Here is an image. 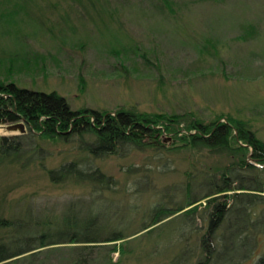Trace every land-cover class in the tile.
Wrapping results in <instances>:
<instances>
[{
    "label": "rangeland",
    "instance_id": "obj_1",
    "mask_svg": "<svg viewBox=\"0 0 264 264\" xmlns=\"http://www.w3.org/2000/svg\"><path fill=\"white\" fill-rule=\"evenodd\" d=\"M1 6L13 17L0 20V81L56 92L74 110L188 112L205 122L231 117L264 141V0H0ZM116 39L121 46H114ZM42 146L43 155L50 154L48 168L82 159L114 180L117 196L108 203L91 197L74 207L75 214L96 212L106 226L123 229L129 221L131 232L150 227L152 209L183 203L191 164L209 167L217 160L205 150L146 149L91 161L72 145ZM91 190L51 184L38 166L0 168L6 217L30 204L35 216L53 220ZM188 209L159 223L172 229L163 254H150L148 247H164L162 241L143 238L124 243L125 254L116 252L114 264H170L179 250L194 248L203 231L184 218ZM195 222L204 225L198 215ZM181 239L185 246L177 244Z\"/></svg>",
    "mask_w": 264,
    "mask_h": 264
},
{
    "label": "trees",
    "instance_id": "obj_2",
    "mask_svg": "<svg viewBox=\"0 0 264 264\" xmlns=\"http://www.w3.org/2000/svg\"><path fill=\"white\" fill-rule=\"evenodd\" d=\"M0 12V20H12L11 10L1 6ZM120 40L110 45L121 46ZM222 118L218 115L205 122L188 112L141 113L123 107L113 112L74 110L56 92L0 81V125H26L23 135L0 137V168L25 171L38 166L51 184L92 189L87 198L67 204L53 220L35 216L30 204L9 217L0 206V264H114L116 252L125 254L124 243L154 236L165 246H148L150 254L160 256L170 246L165 241L172 229H166L170 223H159L184 208H189L182 213L184 218H192L189 223L194 222L195 230L203 233L196 237L194 248L179 250L170 264H264V141L249 131L245 121ZM45 143L72 145L91 161L123 158L146 149L205 150L217 160L209 167L191 164L185 173L183 203L172 210L152 209L150 227L131 232L129 221L122 224L129 229H123L106 226L96 212L75 214L74 207L91 197L108 203L117 196L112 190L114 180L82 159L71 158L48 168ZM196 215L204 222L202 227H197ZM186 240L177 244L185 246Z\"/></svg>",
    "mask_w": 264,
    "mask_h": 264
},
{
    "label": "water",
    "instance_id": "obj_3",
    "mask_svg": "<svg viewBox=\"0 0 264 264\" xmlns=\"http://www.w3.org/2000/svg\"><path fill=\"white\" fill-rule=\"evenodd\" d=\"M0 129L4 130L5 133L2 136L7 134H25L26 128L24 123H16L11 125H1Z\"/></svg>",
    "mask_w": 264,
    "mask_h": 264
},
{
    "label": "bare ground",
    "instance_id": "obj_4",
    "mask_svg": "<svg viewBox=\"0 0 264 264\" xmlns=\"http://www.w3.org/2000/svg\"><path fill=\"white\" fill-rule=\"evenodd\" d=\"M1 132H5L4 130H2V129H0V134H1Z\"/></svg>",
    "mask_w": 264,
    "mask_h": 264
}]
</instances>
